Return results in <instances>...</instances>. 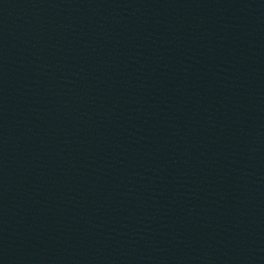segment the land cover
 I'll use <instances>...</instances> for the list:
<instances>
[{"label": "water", "instance_id": "obj_1", "mask_svg": "<svg viewBox=\"0 0 264 264\" xmlns=\"http://www.w3.org/2000/svg\"><path fill=\"white\" fill-rule=\"evenodd\" d=\"M0 264H264V0H0Z\"/></svg>", "mask_w": 264, "mask_h": 264}]
</instances>
